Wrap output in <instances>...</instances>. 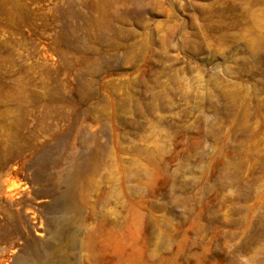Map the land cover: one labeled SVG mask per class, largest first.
Returning a JSON list of instances; mask_svg holds the SVG:
<instances>
[{"label": "rangeland", "instance_id": "rangeland-1", "mask_svg": "<svg viewBox=\"0 0 264 264\" xmlns=\"http://www.w3.org/2000/svg\"><path fill=\"white\" fill-rule=\"evenodd\" d=\"M18 260L264 264V0H0Z\"/></svg>", "mask_w": 264, "mask_h": 264}, {"label": "bare ground", "instance_id": "bare-ground-1", "mask_svg": "<svg viewBox=\"0 0 264 264\" xmlns=\"http://www.w3.org/2000/svg\"><path fill=\"white\" fill-rule=\"evenodd\" d=\"M41 235H42V234H41ZM18 263H19V264H29V262L26 261V260H18Z\"/></svg>", "mask_w": 264, "mask_h": 264}]
</instances>
